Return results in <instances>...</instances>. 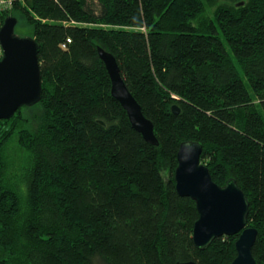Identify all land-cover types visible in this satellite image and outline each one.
Here are the masks:
<instances>
[{"label": "trees", "instance_id": "trees-1", "mask_svg": "<svg viewBox=\"0 0 264 264\" xmlns=\"http://www.w3.org/2000/svg\"><path fill=\"white\" fill-rule=\"evenodd\" d=\"M8 17L38 45L42 96L0 121V264H232L238 235L193 241L196 203L175 183L185 142L247 197L264 264V0H22ZM98 48L158 146L112 97Z\"/></svg>", "mask_w": 264, "mask_h": 264}, {"label": "water", "instance_id": "water-1", "mask_svg": "<svg viewBox=\"0 0 264 264\" xmlns=\"http://www.w3.org/2000/svg\"><path fill=\"white\" fill-rule=\"evenodd\" d=\"M17 24L16 18L8 17L0 28L4 52L0 60V121L12 119L22 108L36 106L42 96L38 45L30 37L17 36ZM98 54L111 80L112 97L126 111L133 129L148 144L158 146L154 126L128 90L115 57L101 48H98ZM173 112L177 115L179 109L174 107ZM201 154L200 144L182 143L175 171L178 194L192 199L199 214L193 231L195 246L205 250L218 238L238 235L237 256L232 264H256L252 251L258 232L247 227L248 199L234 180H229L224 187L216 185L208 168L200 163Z\"/></svg>", "mask_w": 264, "mask_h": 264}, {"label": "rangeland", "instance_id": "rangeland-1", "mask_svg": "<svg viewBox=\"0 0 264 264\" xmlns=\"http://www.w3.org/2000/svg\"><path fill=\"white\" fill-rule=\"evenodd\" d=\"M15 33L17 34V36L22 37V38L23 37L27 38L30 36V31L26 27L25 22L21 18H18V24L16 26ZM244 81H245V79H244ZM245 83L247 84L246 81H245ZM247 86H248V84H247ZM24 109H27V110L23 111V113L28 114V111L32 110L34 108L33 107H28V108L26 107ZM7 154L9 156V159L12 160L13 162L20 161V160H22L21 158L24 159V157H25V154L23 152L21 153V150L17 144L16 139H14L13 143L9 146V149H7Z\"/></svg>", "mask_w": 264, "mask_h": 264}, {"label": "built area", "instance_id": "built-area-1", "mask_svg": "<svg viewBox=\"0 0 264 264\" xmlns=\"http://www.w3.org/2000/svg\"><path fill=\"white\" fill-rule=\"evenodd\" d=\"M19 1L22 0H0V28L3 21V16L8 15L12 11L15 4ZM3 54V48L0 44V60L2 59Z\"/></svg>", "mask_w": 264, "mask_h": 264}]
</instances>
